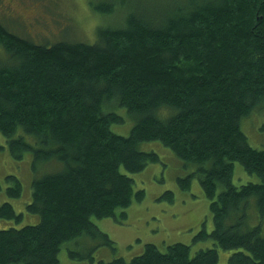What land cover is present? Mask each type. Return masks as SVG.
Instances as JSON below:
<instances>
[{
  "label": "trees",
  "instance_id": "trees-1",
  "mask_svg": "<svg viewBox=\"0 0 264 264\" xmlns=\"http://www.w3.org/2000/svg\"><path fill=\"white\" fill-rule=\"evenodd\" d=\"M100 8L119 20L98 26L92 44L34 42L0 20V133L14 159L31 158L25 208L38 219L0 227V264H59L63 247L92 258L68 248L84 236L112 246L91 217H125L143 198L129 172L159 160L138 148L154 140L196 164L178 181L188 189L197 174L213 228L193 240L210 245L147 242L108 264H217L219 250L231 251L227 264H264V148L240 128L242 118L264 115V0H113ZM116 105L133 119L127 135L111 129L124 122ZM234 162L258 180L234 184ZM2 187L21 196L12 172ZM22 218L0 203V219Z\"/></svg>",
  "mask_w": 264,
  "mask_h": 264
},
{
  "label": "rangeland",
  "instance_id": "rangeland-1",
  "mask_svg": "<svg viewBox=\"0 0 264 264\" xmlns=\"http://www.w3.org/2000/svg\"><path fill=\"white\" fill-rule=\"evenodd\" d=\"M111 1L113 0H0V20L17 34H23L34 42L50 44L69 41L92 44L97 40L98 26H113L119 20L118 12L101 11V5ZM153 1L157 4L167 0ZM112 110L122 115L124 122L111 124V129L127 135L133 119L119 105L114 106ZM240 128L249 144L264 148L263 114L242 118ZM0 142L5 145V148L0 150V177L12 172L21 179L23 186L19 198L7 195L6 187L0 190V203L7 200L16 212H23V218L18 224L0 219V227H7L8 222L19 226L35 223L38 221L37 215L28 213L25 208L31 198V158L26 154L21 160L14 159L1 133ZM138 148L145 151L154 150L159 156L158 161L149 163L143 170L129 172L133 179V190L143 189V198L140 201H131L124 209L125 217L119 216L118 213L116 216L91 217L98 228L112 239L113 245L101 244L98 239L88 236L79 237L68 244V248L85 254L89 252L92 258H72L67 248L63 247L58 253L59 264H108L109 260L117 256L129 259L140 253L147 242H153L161 250L175 241L189 243L193 250L210 245V242L193 240L201 228L204 227L206 231L213 228L209 199L201 189L199 178L194 174L188 189H183L178 181V178L195 171L196 164H186L157 140L140 142ZM51 169L52 166L47 164L38 170V174ZM257 180L255 174H249L239 162H234V184L239 186L247 181ZM167 190L172 192L171 196L161 197ZM230 253V250H219L217 264H227Z\"/></svg>",
  "mask_w": 264,
  "mask_h": 264
}]
</instances>
